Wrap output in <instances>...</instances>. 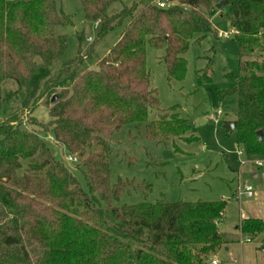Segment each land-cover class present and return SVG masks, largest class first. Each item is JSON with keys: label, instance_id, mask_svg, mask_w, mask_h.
Returning <instances> with one entry per match:
<instances>
[{"label": "trees", "instance_id": "16d2710c", "mask_svg": "<svg viewBox=\"0 0 264 264\" xmlns=\"http://www.w3.org/2000/svg\"><path fill=\"white\" fill-rule=\"evenodd\" d=\"M117 1L81 0L98 38L130 18L97 67L81 69L85 56L79 54L54 69L68 49L67 35L56 28L71 24V17L57 0H0V109L13 100L19 104L0 120V264L208 263L224 242L218 226L229 201L114 206L122 187L111 185L109 139L142 122L152 140L187 133L190 124L175 106L149 121L160 101L151 86L147 45H165L169 77L183 80L190 41L220 38L211 19L218 2L230 10L240 46V74H227L225 92L237 96L233 132L249 155L264 157V58L252 59L264 55V0H180L168 8L152 2L137 12L125 6L108 14ZM7 80L16 89L3 93ZM41 100L49 119L29 117L33 127L24 126L20 112L35 110ZM46 133L79 156L89 191L57 159L41 135ZM240 228L253 239L264 233V221L244 219Z\"/></svg>", "mask_w": 264, "mask_h": 264}, {"label": "rangeland", "instance_id": "374dc122", "mask_svg": "<svg viewBox=\"0 0 264 264\" xmlns=\"http://www.w3.org/2000/svg\"><path fill=\"white\" fill-rule=\"evenodd\" d=\"M154 0H120L114 2L107 13L114 15L125 6L139 11L145 4ZM59 10L69 15L72 23L58 26L56 32L68 37V49L54 69L60 68L63 61L74 59L79 54L85 56L81 69L96 68L98 60L105 57L120 39L130 18H126L120 26L114 28L103 38H98L96 23L84 15L81 0H57ZM175 5L180 0H173ZM230 10L215 8L212 14V25L219 32L233 31L230 26ZM194 37L189 49L183 57L187 59V70L183 80L171 79L164 61L166 46L147 45V67L151 75V86L158 92L160 107L151 109L150 120H156L160 113L170 112L177 107L180 117L189 122L190 128L183 137H172L152 140L146 136V122L140 127L135 124L125 125L116 131L110 140L111 185H120L121 193L113 198L114 206L158 203V201H221L232 200L228 210L225 228L231 231V225L239 218V209L255 197L241 195L234 200L240 185L250 183L262 192L259 197L264 202V176H254L252 165L248 162L247 153L240 155L237 135L228 132L227 124L233 123L237 113V96L226 95L231 84L228 73L240 74L239 42L234 34L228 38H215L209 34L197 42ZM263 60L264 55L255 53L252 59ZM209 66V67H208ZM206 74L211 80H206ZM202 77V82L199 80ZM16 89L14 81L7 80L2 85V92L9 93ZM70 94V89L65 93ZM14 100L0 109V120L18 109ZM46 100H41L35 110L20 112L22 124L29 126V117L39 121L49 119ZM223 113L217 117L218 111ZM172 112V110H171ZM170 112V113H171ZM14 123V122H13ZM49 144L58 160L64 161L78 177L82 187L89 191L83 163L68 161L67 150L57 141L51 139L50 133L41 134ZM189 137L194 139L187 141ZM97 149V148H95ZM240 149V148H239ZM243 149V147L241 148ZM256 159L264 158L255 156ZM254 160V159H253ZM26 166L24 162L23 168ZM106 206L105 203H103Z\"/></svg>", "mask_w": 264, "mask_h": 264}, {"label": "crops", "instance_id": "0c3cea01", "mask_svg": "<svg viewBox=\"0 0 264 264\" xmlns=\"http://www.w3.org/2000/svg\"><path fill=\"white\" fill-rule=\"evenodd\" d=\"M221 38V37H220ZM229 132V131H228ZM240 155H244L247 153L246 149L242 145H237ZM243 147V149H241ZM240 148V149H239ZM248 154V153H247ZM248 162H242V165L245 166L247 164L254 166L253 172L254 176L257 178L259 176V172L264 170V166H257L254 164L253 159H256L255 156L249 155ZM264 176V171H263ZM250 184V183H249ZM255 191V188H254ZM263 195L262 192L256 190L255 194L252 197H255L254 200L248 201L245 204V209H239V218L235 221L231 226V231L225 228V223L228 220L229 214L228 210L230 207L229 201L228 206L224 212V218L220 222L218 226V230L223 236L224 242L221 247L214 253L208 256V260L217 259L220 261V264L232 263V264H264V233L259 234L258 236L253 237V239L244 234L240 225L244 219L248 218H259L264 221V202L261 201V197ZM246 197V196H245ZM248 198V197H247ZM237 198L236 194L234 195V200ZM246 237H250L252 239L251 242H243L242 240Z\"/></svg>", "mask_w": 264, "mask_h": 264}, {"label": "built area", "instance_id": "2783aa9c", "mask_svg": "<svg viewBox=\"0 0 264 264\" xmlns=\"http://www.w3.org/2000/svg\"><path fill=\"white\" fill-rule=\"evenodd\" d=\"M153 2L160 8H168V7L175 5L173 0H154ZM231 33L235 34V33H237V30L235 28H233V31ZM231 33L219 32V37L228 38V37H230ZM222 113H223V111H222V109H220L217 113V117L220 116ZM50 138L54 139L53 136H51ZM67 158H68V161L71 163H78L80 161L79 156H76V155L71 154V153H68ZM253 162L257 166H261V167L264 166V158L254 159ZM254 194H255L254 186L249 184V183H245L243 185H240L236 191L237 198H239L241 195H244L248 198H252V196ZM242 241L243 242H251L252 239L250 237H246ZM207 262H208L207 264H220V261H218L217 259H210ZM225 264H232V263H225Z\"/></svg>", "mask_w": 264, "mask_h": 264}, {"label": "water", "instance_id": "95a60500", "mask_svg": "<svg viewBox=\"0 0 264 264\" xmlns=\"http://www.w3.org/2000/svg\"><path fill=\"white\" fill-rule=\"evenodd\" d=\"M221 4H222V2H218L216 6H217V7H220ZM57 98H58L57 96H54V97L52 98V102L56 101ZM226 129H227L229 132H233L234 129H235V124H234V123L227 124V125H226ZM258 134H259V138L262 139V138H263L262 131H259Z\"/></svg>", "mask_w": 264, "mask_h": 264}]
</instances>
